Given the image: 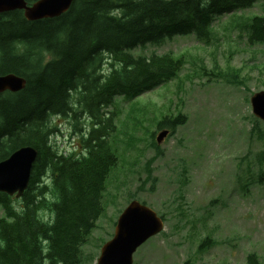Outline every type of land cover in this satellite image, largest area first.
I'll use <instances>...</instances> for the list:
<instances>
[{
    "label": "trees",
    "instance_id": "trees-1",
    "mask_svg": "<svg viewBox=\"0 0 264 264\" xmlns=\"http://www.w3.org/2000/svg\"><path fill=\"white\" fill-rule=\"evenodd\" d=\"M257 1L74 0L53 18L28 20L21 9L0 14V75L27 81L21 91L0 92V160L21 146L38 150L23 196L0 192V264L81 262L119 160L111 140L117 112L107 108L116 96L137 97L176 78L186 64L183 55L132 49L176 35L208 42L218 16ZM248 24L249 44L264 42V16ZM83 115L90 120L85 132ZM57 118L72 122L70 135L81 133L69 150L50 141L59 131ZM185 122L183 114L163 117L159 128L175 131ZM206 246L203 240L199 248ZM248 261L259 264L255 254Z\"/></svg>",
    "mask_w": 264,
    "mask_h": 264
},
{
    "label": "rangeland",
    "instance_id": "rangeland-1",
    "mask_svg": "<svg viewBox=\"0 0 264 264\" xmlns=\"http://www.w3.org/2000/svg\"><path fill=\"white\" fill-rule=\"evenodd\" d=\"M256 15L264 16V0L218 16L208 42L176 35L132 49L183 55L186 64L176 78L137 97L116 96L107 108L117 112L111 140L119 160L79 264H97L133 199L165 216L163 231L137 249L133 264H249L250 254L264 264V120L251 105L264 90V42L249 44L248 28ZM180 114L186 122L175 131L159 128L163 117ZM81 119L89 131V118ZM56 120L50 141L69 150L81 133L70 135L72 122ZM165 128L169 135L156 146Z\"/></svg>",
    "mask_w": 264,
    "mask_h": 264
},
{
    "label": "water",
    "instance_id": "water-1",
    "mask_svg": "<svg viewBox=\"0 0 264 264\" xmlns=\"http://www.w3.org/2000/svg\"><path fill=\"white\" fill-rule=\"evenodd\" d=\"M74 0H37L28 4L26 0H0V14L16 9L24 11L28 20L53 18L67 12ZM26 79L15 73L0 75V92H18L25 88ZM254 115L264 120V90L251 96ZM169 134L164 129L157 136L160 144ZM38 150L29 145L14 150L0 160V192L21 197L30 184L31 172L37 159ZM165 227L164 218L147 205L133 199L118 218L113 237L107 240L100 252L97 264H133L134 253L151 237Z\"/></svg>",
    "mask_w": 264,
    "mask_h": 264
},
{
    "label": "bare ground",
    "instance_id": "bare-ground-1",
    "mask_svg": "<svg viewBox=\"0 0 264 264\" xmlns=\"http://www.w3.org/2000/svg\"><path fill=\"white\" fill-rule=\"evenodd\" d=\"M132 201V200H131ZM130 203V202H129Z\"/></svg>",
    "mask_w": 264,
    "mask_h": 264
}]
</instances>
